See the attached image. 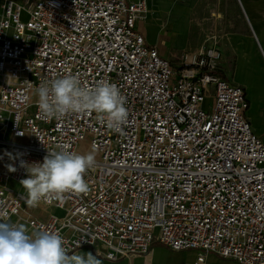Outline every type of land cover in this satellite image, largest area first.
<instances>
[{
    "label": "built area",
    "instance_id": "2783aa9c",
    "mask_svg": "<svg viewBox=\"0 0 264 264\" xmlns=\"http://www.w3.org/2000/svg\"><path fill=\"white\" fill-rule=\"evenodd\" d=\"M147 1L0 0V222L58 232L69 255L89 247L111 264H152L157 244L195 250L187 264H264V139L246 89L220 73L217 42L177 61L147 43ZM69 74L118 86L123 134L95 112L43 117L37 88ZM64 145L98 154L90 190L29 207L21 164Z\"/></svg>",
    "mask_w": 264,
    "mask_h": 264
},
{
    "label": "clouds",
    "instance_id": "9594fccd",
    "mask_svg": "<svg viewBox=\"0 0 264 264\" xmlns=\"http://www.w3.org/2000/svg\"><path fill=\"white\" fill-rule=\"evenodd\" d=\"M37 94L38 107L47 120L95 112L99 123L118 134H123L128 121L126 98L116 84L105 80L89 86L77 76L64 75L41 83ZM67 148L48 151L42 163L21 164L27 178L21 179L20 185L29 207H37L41 201H61L65 193L90 190L84 174L95 166L94 153L79 154ZM64 243L58 232L37 230L29 235L24 224L0 222V264H101L91 252L69 255Z\"/></svg>",
    "mask_w": 264,
    "mask_h": 264
},
{
    "label": "crops",
    "instance_id": "0c3cea01",
    "mask_svg": "<svg viewBox=\"0 0 264 264\" xmlns=\"http://www.w3.org/2000/svg\"><path fill=\"white\" fill-rule=\"evenodd\" d=\"M247 2L245 9L252 29L228 33L226 45L224 48L220 46L223 55L220 61V73L228 80L243 85L247 96L250 91L253 99H257L260 97L258 93H262L264 89V82L261 80L262 76L264 77V22L257 13L262 12L264 7L259 1L247 0ZM147 6L145 17L137 22V25L140 24V32L147 43L157 46L163 56L172 59L187 47L190 28L189 4L182 0H148ZM230 58L233 59L232 63H229ZM256 81L262 85L260 88ZM248 99L251 106L249 96ZM247 116L252 127L254 125L258 128L253 127V129L260 135L257 130H263L264 124L260 121L257 110H252ZM37 214L45 216L43 212ZM158 251L164 252L162 258L157 257ZM89 252L95 256L89 247H84L74 254L86 256ZM180 253H191L192 257L189 260H182L179 258ZM196 255L195 250L173 252L161 244L155 245L150 253L152 264H168L169 259H172L174 264H187L193 262ZM206 257L214 259L211 254H207ZM97 258L101 264H111L107 260ZM135 264H141V258L136 259Z\"/></svg>",
    "mask_w": 264,
    "mask_h": 264
},
{
    "label": "rangeland",
    "instance_id": "374dc122",
    "mask_svg": "<svg viewBox=\"0 0 264 264\" xmlns=\"http://www.w3.org/2000/svg\"><path fill=\"white\" fill-rule=\"evenodd\" d=\"M186 4H189V37L187 41V47L181 50L177 56H174L172 60L177 61V58H181L184 54L194 51L196 48L205 44L208 45L212 42H217L222 48L226 45L227 35L230 32L249 30L251 28L250 19L246 12L247 0H182ZM251 2H262L264 7V0H250ZM213 14H220L221 17H217ZM258 16L264 22V9L262 12H258ZM139 31H141L140 24L137 25ZM177 53V52H175ZM233 59H229V63H232ZM262 82L264 77L262 76ZM256 84L260 88V82L256 81ZM256 85V87H257ZM248 91V90H247ZM252 92L248 91V96L251 101V106L247 114L252 110H257L260 116V121L264 124V89L262 93H258L260 97L253 99ZM254 127V125H253ZM255 129H258L254 127ZM264 139L263 130H257ZM95 157L98 154L94 153ZM52 212L61 216L63 211L59 209H52ZM214 259L206 257V264H238L232 259H224L215 254ZM164 256L163 251L157 252V257L162 258ZM191 253H180V259L191 258ZM102 259V258H101Z\"/></svg>",
    "mask_w": 264,
    "mask_h": 264
},
{
    "label": "bare ground",
    "instance_id": "6f19581e",
    "mask_svg": "<svg viewBox=\"0 0 264 264\" xmlns=\"http://www.w3.org/2000/svg\"><path fill=\"white\" fill-rule=\"evenodd\" d=\"M213 15H216L217 17H221V15L220 14H213ZM190 56V55H189ZM190 58V57H189ZM81 149L80 148H78V151H80ZM87 153H89V152H92V153H95V151H93V150H87L86 151Z\"/></svg>",
    "mask_w": 264,
    "mask_h": 264
}]
</instances>
